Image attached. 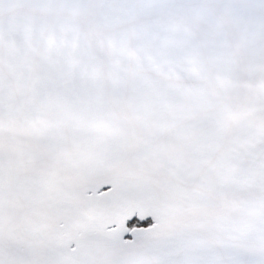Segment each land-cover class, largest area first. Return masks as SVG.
Listing matches in <instances>:
<instances>
[{
    "label": "water",
    "instance_id": "obj_1",
    "mask_svg": "<svg viewBox=\"0 0 264 264\" xmlns=\"http://www.w3.org/2000/svg\"><path fill=\"white\" fill-rule=\"evenodd\" d=\"M0 264H264V0H0Z\"/></svg>",
    "mask_w": 264,
    "mask_h": 264
},
{
    "label": "rangeland",
    "instance_id": "obj_2",
    "mask_svg": "<svg viewBox=\"0 0 264 264\" xmlns=\"http://www.w3.org/2000/svg\"><path fill=\"white\" fill-rule=\"evenodd\" d=\"M148 223H145L144 225L142 224V223H140L139 221H136V220H134L133 222H131V223H128V225H127V228H128V230L129 231H131L133 228H137V227H139V226H145V225H147Z\"/></svg>",
    "mask_w": 264,
    "mask_h": 264
},
{
    "label": "flooded vegetation",
    "instance_id": "obj_3",
    "mask_svg": "<svg viewBox=\"0 0 264 264\" xmlns=\"http://www.w3.org/2000/svg\"><path fill=\"white\" fill-rule=\"evenodd\" d=\"M144 225V224H143Z\"/></svg>",
    "mask_w": 264,
    "mask_h": 264
}]
</instances>
